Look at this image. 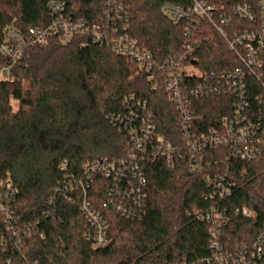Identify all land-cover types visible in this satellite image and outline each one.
Here are the masks:
<instances>
[{"label": "trees", "instance_id": "16d2710c", "mask_svg": "<svg viewBox=\"0 0 264 264\" xmlns=\"http://www.w3.org/2000/svg\"><path fill=\"white\" fill-rule=\"evenodd\" d=\"M56 1L65 3L73 18L103 21L104 0H0V43L7 25L24 34L47 25L48 5ZM117 2L128 10L125 32L158 63L182 52L186 24L171 23L160 6L188 7L190 0ZM199 29L202 47L192 54L196 68L211 72L236 66L212 28L201 23ZM83 41L78 36L63 44L54 37L31 47L15 67L13 81H0V189L6 184L15 191L11 217L0 213V264H207L213 255L210 234L192 214L210 203L203 200L204 175L223 169L192 173L186 152L178 153L172 168L163 160H147L140 217L108 205L111 179L89 180L83 173L84 165L128 155L130 144L112 118L125 113L129 96L147 104L162 138L184 149L181 114L164 85L155 88L149 71L128 57L91 42L83 46ZM6 61L0 54V64ZM195 106L205 126L229 113L224 97L197 100ZM231 176L237 188L224 201L226 207L253 212L250 218L233 216L222 229L223 249L234 253L264 234V158L233 162ZM84 186L91 208L108 223L105 247L86 239Z\"/></svg>", "mask_w": 264, "mask_h": 264}, {"label": "built area", "instance_id": "2783aa9c", "mask_svg": "<svg viewBox=\"0 0 264 264\" xmlns=\"http://www.w3.org/2000/svg\"><path fill=\"white\" fill-rule=\"evenodd\" d=\"M190 1L188 7L171 2L160 6L171 23L186 24L188 36L182 52L161 63L125 32L128 10L117 0H104L103 21L98 24L73 18L65 3L51 2L47 25L31 28L26 34L13 24L3 28L0 54L7 61L0 64V81H13V71L26 51L46 45L54 37L67 44L81 36L85 38L83 46L91 42L106 47L149 71L154 87L162 83L181 114L184 149H176L162 138L147 104L129 96L124 100L125 113L112 118L130 144L128 155L118 161H94L82 167L83 173L89 180L96 175L111 179L108 205L123 215L140 217L145 210L147 160H163L172 168L178 153L186 152L192 173L202 174L207 167L223 169L204 175L208 192L203 200L210 203L206 210L192 214L210 234L213 255L206 263L264 264V234L251 244L242 243L234 253L224 251L220 241L222 229L233 216H253L248 208L230 210L224 202L237 188L231 176L233 162L257 163L264 158V0ZM201 23L224 42L236 66L211 72L196 68L192 54L202 47ZM211 97H224L229 113L205 126L195 102ZM5 185L0 189V213L11 217L15 191ZM86 188L83 187L82 212L90 226L85 236L94 247H105L109 244L108 223L91 208Z\"/></svg>", "mask_w": 264, "mask_h": 264}]
</instances>
